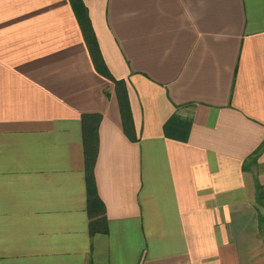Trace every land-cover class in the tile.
Segmentation results:
<instances>
[{
	"label": "crops",
	"instance_id": "obj_1",
	"mask_svg": "<svg viewBox=\"0 0 264 264\" xmlns=\"http://www.w3.org/2000/svg\"><path fill=\"white\" fill-rule=\"evenodd\" d=\"M82 1L123 85L70 0H0V264H264V0Z\"/></svg>",
	"mask_w": 264,
	"mask_h": 264
},
{
	"label": "trees",
	"instance_id": "obj_2",
	"mask_svg": "<svg viewBox=\"0 0 264 264\" xmlns=\"http://www.w3.org/2000/svg\"><path fill=\"white\" fill-rule=\"evenodd\" d=\"M70 2L72 4L73 10L76 14V17L84 33L88 47L94 59L96 69L102 75L114 81L116 86L123 85L124 84L123 81L116 80L111 75L108 67L106 66L103 60L101 51L98 46L96 35L94 33V30L92 28V25L89 19L88 10L86 6L84 5L83 1L82 0H70ZM119 95H120L119 96L120 107H121V112H122V116L124 120V127H125L126 132L129 134L131 130V126H132L129 100L125 92L120 93ZM96 152H97V147L95 143H92L86 147L88 209L90 211V214H93L94 212H98L100 210H103L104 212V205L102 201L100 200V198L98 197L96 186L94 183V177H93V166H94V160L96 157ZM99 231L100 229L98 228V226H96L95 223L94 224L92 223L90 227L91 235H94Z\"/></svg>",
	"mask_w": 264,
	"mask_h": 264
}]
</instances>
